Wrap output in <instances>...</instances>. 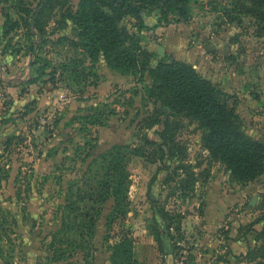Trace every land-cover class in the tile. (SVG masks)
Listing matches in <instances>:
<instances>
[{
  "label": "rangeland",
  "instance_id": "374dc122",
  "mask_svg": "<svg viewBox=\"0 0 264 264\" xmlns=\"http://www.w3.org/2000/svg\"><path fill=\"white\" fill-rule=\"evenodd\" d=\"M12 1L0 5V24L3 11L18 19ZM75 3L69 0L68 8L74 10ZM231 6V0H189L186 20L140 31L131 19L121 23L154 53L151 65L159 57L187 62L226 92L244 132L264 143V42L255 34L254 17L242 15L238 21L225 15ZM52 19L46 40L33 41L38 51L26 49L32 37L22 27L0 40L2 255L11 264H111L112 245L126 238L139 264H264V256L249 263L246 257L261 244L256 233L264 227V173L245 185L230 182L223 165L201 147L195 123L183 120L175 132L184 148L182 163L196 175L191 189L180 193L185 173L176 168V159L161 164L133 157L126 161L128 182L116 203L112 197L89 200L101 174L95 164L83 174L90 161L114 144L136 146L143 136L159 141L156 131L162 126L142 125L152 111L151 103L141 101L145 77L119 75L100 56L95 77H82L87 57L53 42L61 34L71 37L70 22L50 33ZM35 55L50 62L41 76L42 61ZM102 109L113 111L106 125L83 130L80 117ZM89 132L94 145L82 146ZM70 203L76 209L63 208ZM84 211L94 219L90 234L81 218L71 219ZM66 239L74 244L68 246ZM54 248L64 250L61 261H50Z\"/></svg>",
  "mask_w": 264,
  "mask_h": 264
},
{
  "label": "trees",
  "instance_id": "16d2710c",
  "mask_svg": "<svg viewBox=\"0 0 264 264\" xmlns=\"http://www.w3.org/2000/svg\"><path fill=\"white\" fill-rule=\"evenodd\" d=\"M75 1V9L71 10L67 6L69 0H13V4L17 6L18 19L12 20L8 12H1L3 20L0 24V40L14 29L22 27L26 37H32L26 49L29 52L34 49L38 51L39 44L46 40L45 26L50 19L54 17V27L50 33L65 29L69 21L71 37L61 34L53 42L65 43L87 57L89 65L80 70V75L85 78L95 77L93 65L100 56L104 65L119 75L135 74L141 79L145 77L141 101L151 103L152 111L142 118V125L144 128L157 124L162 126L156 131L159 141L143 136L141 143L136 146L114 144L97 159L90 161L83 174L91 172L90 168L94 164L101 169V174L100 178L96 179V186L90 188L92 193L89 194V200L103 203L112 197L116 203L124 194L128 182L126 161L133 157L161 164L164 158L176 159L179 161L176 168L185 173L184 180L178 186L179 191L181 193L191 189L197 181L196 175L191 171V166L182 163L184 148L175 140V132L183 120L196 124L200 130L201 147L211 161L223 165L230 182L245 185L264 173V143L244 132L235 113L234 102L229 100L230 96L202 77L187 62L159 57L151 65L154 53L142 48L137 34L129 32L121 23L126 18L131 19V26L140 31L186 20L189 17V0ZM5 2L6 0H0V5ZM31 2H35L33 8L30 7ZM231 5L225 15L230 20L236 17L238 21L242 15L254 17L257 21L255 34L264 42V0H231ZM57 12L58 16L55 17ZM146 18H151L153 22H147ZM34 40H39V44L33 43ZM18 51L13 53L18 54ZM36 58L42 61L38 72V76H41L50 62L39 56ZM53 71L54 69H51L50 73ZM136 92L133 90L132 94L136 95ZM111 114L113 111L108 110L104 114L102 109L94 111L91 116L80 117L84 123L83 130L89 131L88 127L93 126H105L107 115ZM88 136L89 139L84 141L82 146L92 147L95 137L91 136L90 132ZM88 156L86 152L83 160ZM162 168L166 167L162 165ZM63 208H69V211L76 209L73 203L65 204ZM90 209L96 213L99 210L93 207ZM76 217L82 220L80 226L83 225L89 234L92 233L93 216L84 211L77 212L71 219ZM175 229L178 230V226H175ZM1 237L0 234V240ZM256 237L260 239L261 244L253 250L255 253L247 252L248 263L264 256V227L256 233ZM66 242L68 246L74 244L68 239ZM130 242L122 238L112 245L109 255L111 264H139L132 256ZM52 245L50 243L48 247ZM64 257L63 249L54 248L50 261H61ZM0 259L4 264H11L7 257L2 255L1 249Z\"/></svg>",
  "mask_w": 264,
  "mask_h": 264
},
{
  "label": "water",
  "instance_id": "95a60500",
  "mask_svg": "<svg viewBox=\"0 0 264 264\" xmlns=\"http://www.w3.org/2000/svg\"><path fill=\"white\" fill-rule=\"evenodd\" d=\"M161 51H162V49L161 48H159V53L161 54Z\"/></svg>",
  "mask_w": 264,
  "mask_h": 264
}]
</instances>
